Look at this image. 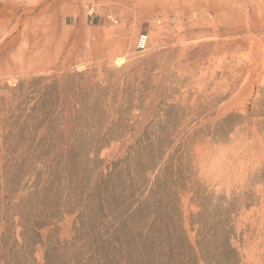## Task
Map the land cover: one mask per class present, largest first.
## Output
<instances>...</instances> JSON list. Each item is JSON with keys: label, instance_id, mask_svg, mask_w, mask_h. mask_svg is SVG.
Returning <instances> with one entry per match:
<instances>
[{"label": "rangeland", "instance_id": "rangeland-1", "mask_svg": "<svg viewBox=\"0 0 264 264\" xmlns=\"http://www.w3.org/2000/svg\"><path fill=\"white\" fill-rule=\"evenodd\" d=\"M50 136L64 143L34 165L6 156L5 139ZM68 160L85 192L104 179V211L69 203ZM14 170L0 264L15 239L19 264H207L189 244L226 209L238 264H264V0H0V184Z\"/></svg>", "mask_w": 264, "mask_h": 264}, {"label": "trees", "instance_id": "trees-1", "mask_svg": "<svg viewBox=\"0 0 264 264\" xmlns=\"http://www.w3.org/2000/svg\"><path fill=\"white\" fill-rule=\"evenodd\" d=\"M64 142L59 137H44L41 139H29V140H7L5 139L4 145L6 146V156L13 157L15 154V151H13L15 148H26L23 150V153L21 156H25L26 158L22 157V162H28L29 158L32 157L33 165L35 162H39L41 160H44L57 152L60 147L62 146ZM103 143V142H99ZM107 143V142H104ZM82 146L78 143V141H75L74 143L70 144L67 154L71 155L73 152H76V150H81ZM68 155V156H69ZM20 156V157H21ZM159 157H155V159H159ZM10 158H6L7 162H10ZM13 160H16V158H12ZM67 169L66 172L68 173L67 178L64 179L65 182H68V190L75 195L76 197L72 200L71 198L68 199L69 203L76 204L80 201L79 197L85 196L84 198V207H89L92 210H96L97 213H99L101 210L104 211L105 204L108 203V198L103 192V181L100 185L99 183H96L95 187L93 189L87 188L86 192L83 190V186H80L77 182V180H74V175L70 176L71 170H70V160L67 161ZM32 165V166H33ZM7 166V169L8 165ZM5 166V167H6ZM157 163L154 164V166L151 168L152 170L156 169ZM175 164L167 165L161 172L160 176L163 180V182L157 184L155 187L158 188V196L159 198L156 200L155 205V214H158L163 220H170L178 211L177 209V195L179 194V182L178 179L180 177V172L176 171L177 179L173 181V175L171 171L174 168ZM52 168V166H51ZM4 169V167H3ZM34 171V168H31ZM5 172V171H4ZM10 172L4 173V184H0V226L2 223H4L5 231L1 235L4 236L5 232H11V225L15 224L12 222L13 216L15 215L13 211L15 210L13 207L20 206L19 204L13 205V194L17 189L24 187L22 186L23 178H20L18 182H15L14 175L15 170L12 175H10L9 179L8 175ZM42 175V174H41ZM17 176V175H16ZM70 176V177H69ZM51 175L49 174V177L47 180H42V178H39L34 183L35 191L39 192L43 196L47 195V191L49 189V186L52 183ZM61 183V181H60ZM61 185V184H60ZM88 191V192H87ZM47 192V193H46ZM179 199V198H178ZM23 201V200H22ZM21 201V202H22ZM20 202V203H21ZM62 205L56 206V211L61 210ZM14 209V210H13ZM58 211V212H59ZM49 213V212H48ZM231 210L226 209L222 214H218L216 216L215 225L209 230L205 231L204 226H201L198 230V237L199 240H197L196 245L189 244V252L193 254H200V257L197 258V260L202 259L205 260L207 264H238L239 263V253L236 248H234L231 245V236L227 234L229 232L228 223L230 221L231 216ZM50 217L52 214H45V217ZM21 220L23 222L25 221L24 218L26 216L21 215ZM44 223H41L39 225H43ZM23 231L21 233V236L24 240V235L26 230H28V227L25 224H22ZM173 229V228H172ZM171 229V230H172ZM15 245H13L11 248H9V253L11 254L10 259L12 264H19V259L16 257V253L14 252L15 247L18 244V241L15 239L14 242ZM3 248H7L6 244H3ZM14 252V253H12ZM187 257V256H185ZM184 257V258H185ZM195 257V255H194ZM190 259H193V257H190ZM185 260V259H184ZM47 262H48V254H47ZM184 263V262H183ZM182 263V264H183ZM47 264H50L48 262Z\"/></svg>", "mask_w": 264, "mask_h": 264}]
</instances>
